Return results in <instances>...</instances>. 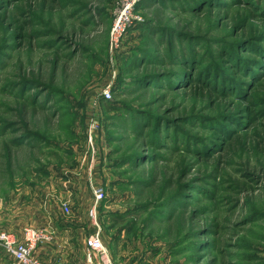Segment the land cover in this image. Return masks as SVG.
<instances>
[{
  "label": "rangeland",
  "instance_id": "374dc122",
  "mask_svg": "<svg viewBox=\"0 0 264 264\" xmlns=\"http://www.w3.org/2000/svg\"><path fill=\"white\" fill-rule=\"evenodd\" d=\"M55 213L45 261L264 264V0H0V229Z\"/></svg>",
  "mask_w": 264,
  "mask_h": 264
},
{
  "label": "built area",
  "instance_id": "2783aa9c",
  "mask_svg": "<svg viewBox=\"0 0 264 264\" xmlns=\"http://www.w3.org/2000/svg\"><path fill=\"white\" fill-rule=\"evenodd\" d=\"M121 18H119V22ZM108 93V92H106ZM95 202L90 214L97 222V208L99 202L106 197V191L102 186L93 188ZM65 214L71 213L70 204L65 201L62 205ZM50 236L44 230L26 227L22 237L5 229H0V250H3L17 264H61L42 260L35 255V249L40 241L49 240ZM87 262L89 264H113L107 247L104 244L100 232L90 234L86 238Z\"/></svg>",
  "mask_w": 264,
  "mask_h": 264
},
{
  "label": "crops",
  "instance_id": "0c3cea01",
  "mask_svg": "<svg viewBox=\"0 0 264 264\" xmlns=\"http://www.w3.org/2000/svg\"><path fill=\"white\" fill-rule=\"evenodd\" d=\"M59 214L55 213L54 218H52V225L54 227L53 233L51 235V239H53V244L57 246L50 247V246H37L35 249V255L37 257H47V256H53L58 252V249H60L62 246H66L64 243H67L68 241V232L69 229H71V224L74 223L73 218L69 219L67 216V220L65 221H59ZM50 239V240H51ZM0 263L2 264L1 260ZM15 264V263H14ZM17 264V263H16Z\"/></svg>",
  "mask_w": 264,
  "mask_h": 264
}]
</instances>
